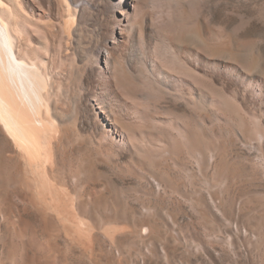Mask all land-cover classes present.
Here are the masks:
<instances>
[{
    "label": "rangeland",
    "instance_id": "obj_1",
    "mask_svg": "<svg viewBox=\"0 0 264 264\" xmlns=\"http://www.w3.org/2000/svg\"><path fill=\"white\" fill-rule=\"evenodd\" d=\"M33 2L37 17L56 22L52 73L68 96L51 175L69 209L65 203L62 221L33 201L13 148L0 138V264H264V0H77L83 27L69 45L50 1ZM140 21L156 24L160 36L183 34L182 58L197 78L177 74L168 60L160 66L173 75L177 96L108 87L130 120L168 132L139 135L148 152L133 157L127 148L135 140L103 125L94 94L112 81L99 70L104 47L138 67L142 39L114 38ZM197 31L210 43L192 37ZM161 49L172 60L168 43ZM66 218H81L83 232Z\"/></svg>",
    "mask_w": 264,
    "mask_h": 264
},
{
    "label": "bare ground",
    "instance_id": "obj_2",
    "mask_svg": "<svg viewBox=\"0 0 264 264\" xmlns=\"http://www.w3.org/2000/svg\"><path fill=\"white\" fill-rule=\"evenodd\" d=\"M49 1L52 6L50 11H53L58 16L59 23H62V39L67 45L74 43V40L81 37L82 32V25L79 24L81 18H78L77 0ZM120 1L128 2V0ZM171 2L177 6L184 4L185 0H171ZM35 7L33 0H0V138L4 144L13 148L16 155V166H22L24 184L30 189L33 201L38 199L45 208H52L56 212L55 216L57 215L59 219L65 221L64 206L67 205V209H69L68 203L65 202H68L66 200L67 193L63 188L54 184L51 169L54 163V141L61 138L64 133L66 117L64 108L68 95L62 89V81H58L52 73L54 58L50 46L55 43V39L51 33L56 22L37 17ZM130 24H125L126 31H124L126 33L120 35L121 38H114V43L120 39L128 43L137 37L140 41L142 39L145 51H140L141 53L135 56L138 67L134 68L132 66L134 65L132 64L134 63L133 59L129 55L121 54L115 46L104 47L101 53L105 59V67L102 66L99 70L102 75L108 74L112 81L101 82L103 88L100 94H94V96L106 116L103 125L107 126V123H110L115 126L117 134L124 132L135 140L133 145L127 148V152L136 157L140 153L148 152L137 141L139 135L149 133V135L167 136L168 132L147 119L141 125L130 120L123 113V109H120L119 100L115 101L114 97L110 96L108 87L114 85L115 88H121L123 86L129 93H141L143 97H152L155 94L163 97L165 95L177 96L179 88L172 82L173 75L171 77L169 70L164 68L165 66H160L167 63L168 60L174 64L172 68L177 74L188 75L194 80L197 77L182 58L181 43H183L184 37L180 35L183 34L179 35L177 30L169 29L167 31L165 28L166 31H162L160 36L155 27L156 24L154 25L153 22L144 24L140 21V24L137 23L139 26ZM166 32L171 34L168 36ZM192 37L198 39L202 44L210 43L198 31L194 32ZM161 43H168V48H171L172 52V60L165 58V54L163 55ZM150 48H153L154 54H148ZM80 56L81 54H79V58ZM183 79L187 80L182 76V83ZM190 89V94L197 93L194 90L196 88L193 89L190 86ZM197 95L201 106L206 108L207 92L199 88ZM224 100V97L221 96L220 105L222 102L224 104ZM189 133L191 134V132ZM187 136L190 137L188 134ZM170 151L172 152V150ZM0 167H3L1 160ZM73 216L75 217V215ZM66 220L68 219L66 218ZM80 220L76 221L75 219L73 222H80ZM70 221L69 219L68 223H66L67 221L65 223L74 224V226H70L71 229L73 228L78 234L83 232V224L79 222L70 224ZM81 225L83 226L81 227Z\"/></svg>",
    "mask_w": 264,
    "mask_h": 264
}]
</instances>
